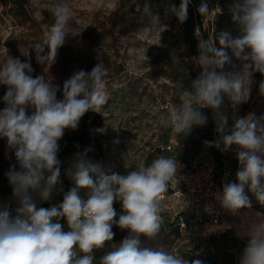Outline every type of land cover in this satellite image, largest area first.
Listing matches in <instances>:
<instances>
[{
  "label": "clouds",
  "instance_id": "obj_1",
  "mask_svg": "<svg viewBox=\"0 0 264 264\" xmlns=\"http://www.w3.org/2000/svg\"><path fill=\"white\" fill-rule=\"evenodd\" d=\"M189 3L181 0L179 7L172 5L167 11L184 23ZM51 11L54 23L32 46L37 63L49 67L65 44L71 18L66 4H57ZM197 11L207 15L208 0H201ZM230 12L237 35L221 31L208 41L199 40L201 71L184 88L182 102L160 123L188 135L195 126L207 123L201 110H212L218 138L205 143L224 152L234 150L239 164L235 182H224L215 199L222 209L239 215L252 209V198L264 207V115L233 116L229 127L225 100L237 109L250 98L254 74L264 76V0H234ZM7 51L0 66V85L7 88L2 97L5 107L0 110V138L6 140L16 161L6 173L16 206L0 204V264H96V251L113 241V225L128 234L113 243L98 264H202L151 243L162 230V194L181 167L174 157L159 156L149 166L121 174L92 163L85 158V150L68 173L73 187L62 203L38 206V201L51 199L60 183L59 141L65 130H76L89 110L100 113L107 103L106 69L97 62L90 72L73 73L64 81L58 99L59 85L44 74L33 77L30 58L22 62ZM259 91L264 94V80ZM114 201L122 208L118 219H114ZM255 214L258 219L243 235L247 244L239 264H264V212ZM60 218L66 219L68 231L58 222Z\"/></svg>",
  "mask_w": 264,
  "mask_h": 264
},
{
  "label": "rangeland",
  "instance_id": "obj_2",
  "mask_svg": "<svg viewBox=\"0 0 264 264\" xmlns=\"http://www.w3.org/2000/svg\"><path fill=\"white\" fill-rule=\"evenodd\" d=\"M197 1L200 6L201 0ZM176 2L178 0H26L27 10L33 20L31 22L19 16H6L3 13V0H0V66L6 60L5 48L8 50L7 55L22 62L30 58L34 69L33 77L44 74L47 80L59 85L58 99L62 98L65 80L80 70L90 72V63L96 65L97 59L103 56L107 103L100 113L89 110L76 130H66L59 141L58 157L61 165L71 163L79 154L88 150L85 158L92 163L126 174L140 165L149 166L153 160L164 156L161 137L169 127H164L160 121L179 103L172 99L174 83L166 79L163 72L170 60L169 56L158 54V49L164 33H174L179 25L176 16L167 11L172 5L179 7ZM233 2L234 0H208L210 12L205 16L197 14L202 25L201 30L196 32L199 40L208 41L212 35H218L221 31L237 35L238 26L232 21L230 12ZM57 4L68 5L71 8V18L66 29L68 36L65 44L58 49L56 61L49 67L47 63H37L32 46L50 30L55 19L51 10ZM190 10L193 11L191 5L188 6V12ZM27 53L28 57L25 56ZM198 56L189 55L187 46L178 44L172 50L170 58L181 61L198 76L201 71L197 64ZM233 62L238 64L234 58ZM253 79L250 98L246 103L234 110L225 100L229 127L233 123V116L245 117L249 113H254L257 117L264 115V94L259 91L264 76L257 72ZM6 90V86L0 85V110L5 107L2 97ZM206 110L213 116L211 109ZM205 116L207 123L195 126L197 140L207 129L216 132L208 114ZM81 133H84L85 139L78 145L76 139ZM171 141L174 142L173 139ZM227 152L230 161L226 162L233 168L229 182H235L239 167L237 165L235 168L236 154L234 150ZM6 161L10 166L16 164L14 153L8 149L6 140L0 138V204L15 203L6 175L10 168L8 163L4 169ZM16 166L18 170L19 166ZM249 195L251 196L250 193ZM252 204V209H245L239 215L226 214L229 228L223 233L237 239V244L230 249L234 259H240L242 255L247 244V237L243 235L258 219L255 213L264 210L254 198ZM113 207L117 212L114 219H118L122 212L117 203L114 202ZM162 209L171 216L186 212L193 214L196 220L200 219L199 223H191L182 233H172L168 238L157 239L153 242L154 245L163 246L189 262L200 260L202 264H207L205 258L213 248L207 244L204 226L200 223L202 215L196 206L187 197L178 200L167 190L162 194ZM112 230L115 233L113 241L106 248L96 251L97 261L113 243H119L124 238L125 230L116 225H113Z\"/></svg>",
  "mask_w": 264,
  "mask_h": 264
},
{
  "label": "trees",
  "instance_id": "obj_3",
  "mask_svg": "<svg viewBox=\"0 0 264 264\" xmlns=\"http://www.w3.org/2000/svg\"><path fill=\"white\" fill-rule=\"evenodd\" d=\"M192 4L189 3L193 8V11L190 10L188 12V18L184 23H180L175 30L174 33L165 32L162 40L161 46L158 49V54L168 55L169 62L163 69L165 73L166 79H169L175 85V90L173 96V100L178 102L179 104L182 102L183 97V90L185 87H190L191 81L195 79L197 76L181 62V61H174L170 58L172 50L178 45L183 44L188 48V54L191 56L199 55L198 51V44L199 39L197 38L196 32L197 30H201V22L199 21V14L197 12V8L199 7V2L197 0H191ZM181 0L176 2L180 5ZM3 7L6 16H19L23 20L26 21H33L26 6V0H3ZM102 57L100 56L97 59V62H102ZM95 65L90 63V68L92 69ZM203 114H208V119L211 125H215V121L213 116L209 114V110L202 109ZM88 127H86L87 129ZM66 132V130H65ZM196 128L194 127L191 132L187 134L177 133L173 130L172 127L165 129L162 137H161V148L164 152V156L166 157H174L177 159L179 164H186V166L191 167L193 166V161L200 150V146L204 140H212L213 139V132L211 129H207L204 131V134L199 138L196 139L195 136ZM85 135L81 133L76 141L78 145L84 142ZM174 140L172 142L171 140ZM80 148V147H79ZM81 149V148H80ZM211 154L215 157L217 161L218 168H221L225 159L221 156L220 152L212 149ZM75 161L73 159L71 163L61 165V175H60V183L56 186L52 193V197L49 201H45L43 203L38 201L39 207L50 208L53 205H59L63 201V195L73 187V181L70 179L68 173L72 170V162ZM10 166L9 162L4 163V169H6V164ZM236 168V165H235ZM63 189L61 191L60 189ZM168 191L172 194V187L168 184ZM117 203V206L121 208V204L119 201H114ZM10 204L11 208H15V203H4ZM197 209V208H196ZM198 211V210H197ZM264 212V210H261ZM161 216L163 217V225L162 230L157 239L160 238H168L172 233H182L184 230H187L191 223H199V219L196 220V217L193 214L189 215L186 212H179L174 216L169 215L165 210H162ZM196 220V221H195ZM194 221V222H193ZM57 222V221H54ZM59 223L64 226V230L68 231L67 228V221L65 218H60ZM201 224L205 226V219L201 218ZM183 228H181V226ZM128 234L127 230L123 236L125 237ZM206 235V234H205ZM207 236V244L213 248L212 252H210L205 260L207 264H235L239 262V259H234V254L230 252L235 244H237V239L228 236L226 233H218L215 235H206ZM230 239L232 242L230 243ZM153 243V242H151ZM96 264L98 261L96 260Z\"/></svg>",
  "mask_w": 264,
  "mask_h": 264
},
{
  "label": "built area",
  "instance_id": "obj_4",
  "mask_svg": "<svg viewBox=\"0 0 264 264\" xmlns=\"http://www.w3.org/2000/svg\"><path fill=\"white\" fill-rule=\"evenodd\" d=\"M214 140H216L215 131L212 140L202 142L192 168L186 164H180L177 178L169 182L173 189L172 195L176 199L183 200L187 197L201 213L205 219L206 235L222 233L229 228L226 211L216 201L214 194L221 190L223 183L232 177L233 168L226 161L221 168H218L217 161L211 154L212 149L217 148L205 143V141ZM216 151L219 152L218 149ZM220 154L224 159V153L220 152Z\"/></svg>",
  "mask_w": 264,
  "mask_h": 264
},
{
  "label": "crops",
  "instance_id": "obj_5",
  "mask_svg": "<svg viewBox=\"0 0 264 264\" xmlns=\"http://www.w3.org/2000/svg\"><path fill=\"white\" fill-rule=\"evenodd\" d=\"M219 150V149H218ZM219 152H223L224 153V159H225V161H230V159H229V155H228V153L229 152H224V151H222V150H219ZM235 165H236V167H237V165L239 166V164H238V160H237V158L235 157ZM220 173V172H219ZM219 175V174H218ZM219 178V177H218ZM220 180V179H219ZM227 182H229V180H227ZM226 214L228 215V212L226 211Z\"/></svg>",
  "mask_w": 264,
  "mask_h": 264
}]
</instances>
